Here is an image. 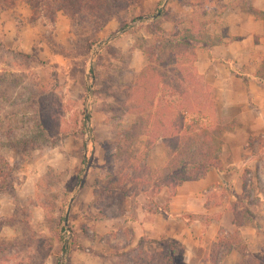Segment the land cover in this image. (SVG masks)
<instances>
[{"label": "rangeland", "instance_id": "obj_1", "mask_svg": "<svg viewBox=\"0 0 264 264\" xmlns=\"http://www.w3.org/2000/svg\"><path fill=\"white\" fill-rule=\"evenodd\" d=\"M241 1L130 0L97 19L88 11H60L66 22L59 12L56 24L40 27L32 53L0 49V264H133L139 256L162 264L165 246L158 242L141 240L137 252L128 248V224L142 208L154 211V182L172 160L182 165L197 156L171 159L168 144L153 141V110L137 112L135 86L143 69L148 91L159 82L172 96L174 84L189 85L188 98L165 114L177 125L188 110L196 132L213 126L223 142L234 140L245 124L238 119L243 107L220 106L222 92L195 72L192 54L200 49L194 41L211 43L224 13ZM233 83L231 95L242 99ZM140 114L150 128L136 138ZM248 147L254 162L239 164V198L232 197L229 176L233 189L220 191L216 201L232 200L238 222L254 225L264 211V136L252 135ZM220 244L213 264L222 263L228 247H247L238 232L224 234ZM244 263L264 264V246L260 258L251 252Z\"/></svg>", "mask_w": 264, "mask_h": 264}, {"label": "crops", "instance_id": "obj_2", "mask_svg": "<svg viewBox=\"0 0 264 264\" xmlns=\"http://www.w3.org/2000/svg\"><path fill=\"white\" fill-rule=\"evenodd\" d=\"M255 10L260 11L261 17L256 16ZM227 11L222 17L220 30H214V40L204 43L198 50L195 66L198 73L222 92V97H218L221 107H243L238 119L245 124L234 132V140L224 142L221 159L223 165L249 166L254 160L248 140L254 134L264 136V0H243ZM32 13L26 0H18L14 8L0 14V49L35 51L37 35L44 27L41 22H32ZM58 19L66 22L62 12ZM232 66L242 71L241 76L232 72ZM235 81L242 99L231 95L237 89ZM258 163L261 168L262 163ZM239 172L230 175L237 192L232 197L237 199L242 189L240 181L235 178ZM227 187L216 168H211L197 180L180 182L175 194L165 186L155 198L159 205L168 203L172 214L188 212L211 217V222L206 224L203 219H196L187 224L182 218L155 209L151 213L142 208L137 218L129 221L133 238L128 248L137 252L143 239L173 238L185 246L184 264H213L216 255L224 249L220 246L222 236L239 232L247 247H228L221 264H242L251 252L260 258L264 243L259 231L264 229V211L256 216L254 225H238L236 213L230 207L233 201H216L218 193Z\"/></svg>", "mask_w": 264, "mask_h": 264}, {"label": "trees", "instance_id": "obj_3", "mask_svg": "<svg viewBox=\"0 0 264 264\" xmlns=\"http://www.w3.org/2000/svg\"><path fill=\"white\" fill-rule=\"evenodd\" d=\"M114 4L111 6L106 5L105 7L100 4V0H26V2L32 8V22H41L44 28H49L51 25L56 24L57 14L60 11L70 15L76 16L84 11H88L91 16L99 17L103 12H110L112 8H121L124 4L130 3V0H112ZM18 3V0H0V14L7 9L14 8ZM117 6V7H116ZM256 16L261 17L260 11L255 10ZM126 27V26H125ZM124 27V28H125ZM183 40H186L185 38ZM195 46L193 49L201 48L203 45H198L194 41ZM195 58L197 54H192ZM151 60V56H150ZM196 62V60H195ZM167 60L160 64L166 65ZM182 66V64H180ZM149 67V66H148ZM147 67V68H148ZM193 68L195 72H198L193 64ZM146 69H143L140 76L138 77V82L136 84V105L137 112L143 113L146 111L153 110L152 118H154V122L152 123L153 131L151 133V137H153V141L157 139H162L168 144V148L170 151V158H181L183 155H189L192 152H195L197 158L193 157L189 158V161L184 164H180L179 161H171L170 165L165 169V173L157 178L154 182L152 195L157 196L160 194L162 189L167 185V181L172 187L173 192L175 194L177 191V186L182 181L189 180H197L203 177L211 168H216L220 173L222 179L227 183L228 187L233 189L232 183L229 179V176L238 172L239 166L235 165L234 167H223L221 154L223 150V137L220 133H218L217 128L211 127L205 130H200L196 132L193 127L188 125L187 115L189 113L188 110H184L183 115L178 120L179 123L176 125L172 122L170 117H168L164 111L167 112L169 109H174V107H179L178 101L181 99H187L189 96V85L180 84L178 87L174 84L173 88L176 89L173 91L172 96L175 98L171 100L169 96H167V92L170 86H166L159 82H155L151 91H148V86L143 85V80L146 78L145 76ZM232 71L237 72L238 76H241L242 71L235 66H232ZM92 74L94 75L95 80L97 81L99 76L96 73V69H91ZM197 77L199 75L197 74ZM196 78V77H194ZM199 80V79H198ZM209 87L203 86L201 88L202 93H207L206 97H209ZM171 96V97H172ZM179 96V98H178ZM205 100H202V102ZM184 104L181 103V106ZM91 118V114L87 115V119ZM140 125L134 127L132 131L134 137H140L142 134H145L146 128L148 127V123L145 122V117L143 114H140L139 117ZM138 122V123H139ZM86 126V125H85ZM219 130V129H218ZM150 137V139H151ZM93 141V137L91 139ZM89 143L84 145V162L87 163L86 159L89 157L88 151L90 149ZM148 147V146H147ZM151 147H148L150 149ZM180 164V165H179ZM168 169V171H167ZM84 171V168L80 170V173ZM151 198V195H148ZM151 204L155 206V210L158 212H163L169 216H175L184 219L187 224H190L196 219H203L206 224H209L212 220L211 217H205L204 215H196L188 212L180 213V214H172L169 210L168 203L165 205H159L156 201L152 200ZM238 213H236L237 215ZM236 223L238 225L245 224V222H238L236 216ZM239 233V232H238ZM145 240V239H143ZM147 242H158L161 245H164V260L162 264H184V255H185V246L178 240L173 238H165L158 240H149ZM222 239L220 240V243ZM70 244L69 241H66L63 249L69 250ZM141 253V251H139ZM146 261H148L146 263ZM155 261L152 257L148 259L147 257H140L133 262V264H153ZM246 264V263H242Z\"/></svg>", "mask_w": 264, "mask_h": 264}]
</instances>
